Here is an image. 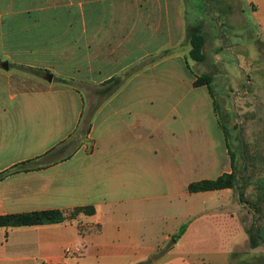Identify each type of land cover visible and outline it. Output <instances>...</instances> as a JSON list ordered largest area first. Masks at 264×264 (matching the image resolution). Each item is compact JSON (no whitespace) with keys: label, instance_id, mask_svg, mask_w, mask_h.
<instances>
[{"label":"crops","instance_id":"0c3cea01","mask_svg":"<svg viewBox=\"0 0 264 264\" xmlns=\"http://www.w3.org/2000/svg\"><path fill=\"white\" fill-rule=\"evenodd\" d=\"M184 3L0 0V216L67 214L0 227V264H234L244 253L251 212L235 191L188 190L233 166L208 86L164 55L186 38ZM250 5L264 35V0ZM114 79L92 146L73 142L87 116L74 84Z\"/></svg>","mask_w":264,"mask_h":264},{"label":"rangeland","instance_id":"374dc122","mask_svg":"<svg viewBox=\"0 0 264 264\" xmlns=\"http://www.w3.org/2000/svg\"><path fill=\"white\" fill-rule=\"evenodd\" d=\"M250 1L185 0L186 38L177 48L164 52L165 56H183L196 78L211 77L215 110L242 195L240 200L239 190L233 189V205L251 212L249 242L234 264H264V244L258 240L255 247L251 242L257 227L264 240V35ZM190 32L204 38L201 62L190 55ZM74 85L85 96L87 116L73 142L90 148V119L117 87L110 82ZM110 87L111 92H107ZM257 247L261 251H254Z\"/></svg>","mask_w":264,"mask_h":264},{"label":"trees","instance_id":"16d2710c","mask_svg":"<svg viewBox=\"0 0 264 264\" xmlns=\"http://www.w3.org/2000/svg\"><path fill=\"white\" fill-rule=\"evenodd\" d=\"M188 40L192 46V49L190 51L191 57L197 62L203 61L204 60L203 36L200 34L195 35L192 32H190L188 35ZM110 83H114L115 86L118 88L122 84V80L114 79L111 80ZM204 85L208 86L212 94L210 76H200L196 78L194 82L195 87L204 86ZM111 90L112 88L110 87L107 89V92L108 91L111 92ZM231 161H232V166L234 167L233 159H231ZM26 169H27L26 164H20L15 167V170H19V171ZM2 176L3 175H0V178ZM237 178H238L237 175H235V172L233 171L232 173H225L215 180H204L200 182L191 183L188 187V190L190 193H198V192L215 191V190H223V189H238L241 200L242 195L239 189L240 186L239 183L237 182ZM82 212L87 214H92L94 213V208L93 207L78 208L72 214L74 215ZM66 218H67V214L59 210H46V211H38V212H32L26 214L4 215V216H0V227H21V226L43 225V224H55V223L63 222ZM184 230L185 228H183V231ZM260 233H261L260 228L257 227L256 236L255 237L251 236V242L253 245H255V247L259 246L256 242L258 240L260 241L261 244H264V240L260 235Z\"/></svg>","mask_w":264,"mask_h":264},{"label":"water","instance_id":"95a60500","mask_svg":"<svg viewBox=\"0 0 264 264\" xmlns=\"http://www.w3.org/2000/svg\"><path fill=\"white\" fill-rule=\"evenodd\" d=\"M45 78H46L48 81H52V77H51V75H46Z\"/></svg>","mask_w":264,"mask_h":264},{"label":"built area","instance_id":"2783aa9c","mask_svg":"<svg viewBox=\"0 0 264 264\" xmlns=\"http://www.w3.org/2000/svg\"><path fill=\"white\" fill-rule=\"evenodd\" d=\"M56 264H62V263H56Z\"/></svg>","mask_w":264,"mask_h":264}]
</instances>
